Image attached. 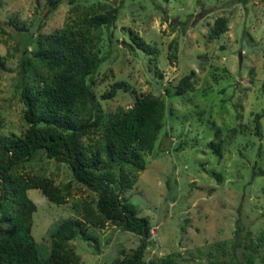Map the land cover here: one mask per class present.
Listing matches in <instances>:
<instances>
[{"label": "rangeland", "instance_id": "rangeland-1", "mask_svg": "<svg viewBox=\"0 0 264 264\" xmlns=\"http://www.w3.org/2000/svg\"><path fill=\"white\" fill-rule=\"evenodd\" d=\"M70 1L51 12L50 0H0L1 135L20 138L28 129L19 87L27 35H51L71 24L76 6L120 5L116 22L99 32L103 63L93 77L96 97L106 112L131 108L137 96L149 93L166 102L155 149L143 154L145 170L122 197L149 221L151 245L143 264H246L250 255L254 264H264V243L258 241L264 234V175L253 177L254 170L264 171V116L261 134L256 126L257 115L264 114V0H156L166 14L153 0ZM221 17L228 20L227 31L212 38ZM134 35L157 54L129 50ZM192 71L194 91L176 96L175 87ZM117 82L130 90L102 101ZM217 131L221 155L210 149ZM96 140L83 139L85 146H98ZM27 169L60 187L72 183L64 205L39 189L28 191L37 207L32 235L42 257L50 255L53 233L69 220L79 224L69 247L81 264H114L142 245L141 237L112 223H84V205L95 207L98 195L74 181L68 164L41 152Z\"/></svg>", "mask_w": 264, "mask_h": 264}, {"label": "trees", "instance_id": "trees-1", "mask_svg": "<svg viewBox=\"0 0 264 264\" xmlns=\"http://www.w3.org/2000/svg\"><path fill=\"white\" fill-rule=\"evenodd\" d=\"M61 3L62 0H50L51 12ZM70 3L73 5L74 1ZM153 3L166 14L160 2ZM119 10L120 5L113 3H98L95 9L76 6L72 9L76 17L71 24L51 35H27L19 87L28 129L20 138L0 133V264H81L69 247L78 236L76 221L59 225L52 235L47 257L41 256L32 235L37 207L28 191L39 189L57 205L66 204L72 195V183L60 187L51 177L28 173V165L41 152L50 160L68 164L74 181L97 193L95 207L91 203L84 205L85 224L104 228L112 223L142 238V245L131 257L114 264H143L144 251L151 245L149 221L139 217L137 207L122 197L145 170L143 154L155 149L164 127L166 102L149 93L137 96L131 108L106 112L97 99L98 82L93 77L103 63L99 32L116 22ZM227 28L228 20L218 18L212 38H219ZM25 29L19 31H29ZM133 41L135 46L127 45L132 52H158L138 35H134ZM2 68L4 60L0 57ZM195 76L192 71L180 80L175 87L176 96L194 91ZM129 90L127 83L117 82L102 96V101L113 100L121 91ZM262 91L264 95V83ZM263 116L261 113L256 118L259 134V119ZM2 128L4 120L0 114ZM219 134L217 131L210 149L221 155ZM84 138L91 142L97 139L98 146H85ZM263 175L264 171L253 172L255 178ZM258 241L264 243V234ZM253 260L252 255L247 256L246 264H254Z\"/></svg>", "mask_w": 264, "mask_h": 264}]
</instances>
